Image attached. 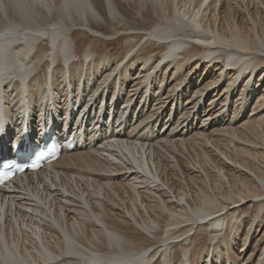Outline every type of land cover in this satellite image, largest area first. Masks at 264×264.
Returning <instances> with one entry per match:
<instances>
[{"label":"bare ground","instance_id":"6f19581e","mask_svg":"<svg viewBox=\"0 0 264 264\" xmlns=\"http://www.w3.org/2000/svg\"><path fill=\"white\" fill-rule=\"evenodd\" d=\"M41 2L0 0L1 132L76 143L0 190V264H264V0Z\"/></svg>","mask_w":264,"mask_h":264},{"label":"rangeland","instance_id":"374dc122","mask_svg":"<svg viewBox=\"0 0 264 264\" xmlns=\"http://www.w3.org/2000/svg\"><path fill=\"white\" fill-rule=\"evenodd\" d=\"M105 24V26H107L108 24L105 22L104 23ZM107 28V27H106ZM123 42V40H120V48H121V54H122V56H124L125 55V53H126V51H127V48H125V45L122 43ZM104 46H103V45ZM101 44V46H100V49L103 47V48H105V47H107V48H109L107 45H106V43H102ZM84 48V47H83ZM117 51V50H116ZM120 51H118V53H120ZM83 52H84V50H82L80 53H77V56H76V58L75 59H78L79 61V64H81V61H80V59L83 57ZM124 53V54H123ZM81 54V55H80ZM41 72L42 73H45L46 72V69H43V71H42V69H41ZM202 74V73H201ZM84 77H85V75H84ZM166 80H167V78H166ZM225 80V78L224 77H222V82ZM221 82V83H222ZM164 84H165V81H164ZM157 86V85H156ZM111 92V91H110ZM214 93V92H213ZM107 95H108V93L106 94V99H107ZM111 96V93H110V95H109V98H111L110 97ZM134 102V101H133ZM207 102L209 103V100H207ZM207 103V104H208ZM171 106V105H170ZM169 106V108H172V107H170ZM203 106V105H202ZM204 107H205V105H204ZM175 108V107H174ZM204 109V108H203ZM201 110L200 111V113L202 114V113H204V110ZM140 110V108L138 109V111ZM171 110V109H170ZM35 112H37V110H35ZM138 113V112H137ZM165 117V119H164V121H162L161 122V120H160V122L156 125V128H155V131H157L158 130V128L160 127V129L159 130H161V131H163L164 130V127H163V123H165L166 121H168V117L166 118V116H164ZM172 118H173V115H172ZM173 121V119L171 120V122ZM170 122V123H171ZM197 122H199V121H197ZM166 137V136H165ZM164 137V138H165ZM169 140V139H168ZM87 141H88V134H87V137H86V143H87ZM125 179V178H124ZM246 223H244V224H242V225H240V227H241V238L244 236V234H246V235H250V239L252 238V237H254L255 236V230L254 229H252L251 230V232H247V230H248V227H247V225H245ZM253 231V232H252ZM257 238H259L258 236H257ZM251 243V242H250ZM242 242H241V240H240V242L238 243V246H237V248H238V250H239V252H237L239 255H241L242 253H243V251L246 249V247H244L243 249H242ZM252 246V247H251ZM253 246H254V244H252V245H250V247L251 248H253ZM247 247H248V245H247ZM228 248V247H227ZM243 250V251H242ZM236 251H237V249H236ZM225 252H226V254H228V253H231V251L229 250V249H226L225 250ZM260 254H262V252H260ZM263 256H264V254H263Z\"/></svg>","mask_w":264,"mask_h":264},{"label":"snow or ice","instance_id":"6c2138e0","mask_svg":"<svg viewBox=\"0 0 264 264\" xmlns=\"http://www.w3.org/2000/svg\"><path fill=\"white\" fill-rule=\"evenodd\" d=\"M40 6H41V7H48V5H47L46 3L43 2V0H42V2H41V5H40ZM64 7H68L67 3H65ZM11 34H14V30H13L12 32L9 33V35H11ZM43 34H44V33H42V32L35 33V35H38V36H42ZM20 35H24V34H23V33H20ZM52 35L54 36L55 33H52ZM200 42H201V41H197V43H200ZM64 54H65V56H66V58H67V50H64ZM16 71H17V73H19L20 75H27L29 69H23V68H20L19 65H17V66H16ZM3 167L6 168V169H7V168H13V167H16V168H18L19 171H24V168H23L22 166L17 165L15 161H4V162H3ZM31 167L36 168V167H38V165H36V164H32ZM9 176H11V173H10V172L5 173V175H4V179H8Z\"/></svg>","mask_w":264,"mask_h":264}]
</instances>
